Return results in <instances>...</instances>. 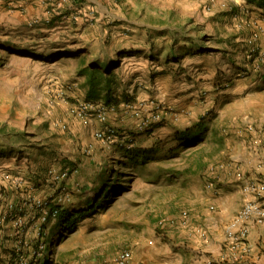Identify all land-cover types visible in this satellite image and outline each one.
Wrapping results in <instances>:
<instances>
[{
	"label": "rangeland",
	"instance_id": "1",
	"mask_svg": "<svg viewBox=\"0 0 264 264\" xmlns=\"http://www.w3.org/2000/svg\"><path fill=\"white\" fill-rule=\"evenodd\" d=\"M42 7L0 26V150L16 155L13 166L25 174L0 184V264H113L124 249L130 264H146L133 257L148 254L166 264L172 252L189 264L201 255L208 217L226 203L222 165L254 152L250 143L264 147V0H42ZM108 11L124 17L117 33ZM103 60L109 73L91 68ZM126 76L137 79L133 88ZM83 101L103 104L107 121L77 115ZM105 127L114 135L102 141L96 133ZM175 175L189 176L192 188ZM205 191L214 196L198 216L192 201ZM249 200L262 202H241L222 226L219 263L205 253L209 264H228L226 226ZM49 206L65 220H43ZM248 238L242 253L253 247Z\"/></svg>",
	"mask_w": 264,
	"mask_h": 264
},
{
	"label": "crops",
	"instance_id": "2",
	"mask_svg": "<svg viewBox=\"0 0 264 264\" xmlns=\"http://www.w3.org/2000/svg\"><path fill=\"white\" fill-rule=\"evenodd\" d=\"M15 1V2H13ZM0 3H3V5H0V26H6L12 28L10 24H18L19 22H23V18L28 15L31 11L35 14H42L44 9L42 7V0H0ZM5 4H12L15 6L21 7L19 10H10ZM98 8H106L101 3H96ZM40 9V10H39ZM103 9V10H104ZM22 11H26L25 15L22 14ZM31 12V13H32ZM108 14L110 16H114L116 19V23H114V32H119L120 26L123 27V25H120L124 23L121 21L124 17L118 15L115 12L108 11ZM108 15V16H109ZM118 17V18H117ZM111 18V17H110ZM120 23V24H119ZM119 26H118V25ZM122 29V28H121ZM131 53V54H130ZM129 54L124 52L123 55H134L130 52ZM123 63V62H122ZM130 64L132 62H129ZM133 65V63H132ZM130 66L129 71L133 69L135 66ZM127 67V66H126ZM127 82L129 84V87H134L137 83V79H133V77H128ZM83 80H79L81 83ZM10 80L9 78H4L5 83V89L9 87ZM139 97L144 96V94L138 95ZM257 145L249 144L250 149H254L250 152H245V155H233L232 159L235 160V162H228L225 165H222V170H220V176L218 181L223 188H220L222 191L219 195L222 199V196H225L224 199H222V202H226L225 205L223 204L221 211L214 215L209 216V222L207 223L208 236L206 240H202L206 242V244H203L201 241L198 244L199 250L198 252L201 254L200 256L197 255L196 259H192L189 264H209V257L205 255L206 252L212 251V254L210 253V257L215 259L216 263H219L218 256L220 254L219 248L223 244V241L225 240V235L223 232V227L225 223H227L233 214L236 213V210L239 206L242 205V203L249 198V196L253 199L261 200L264 204V194L259 196H252L247 195L243 191V187L249 182V181H264V147H259ZM16 148L8 149L9 151H13ZM14 152V151H13ZM0 184L7 186L10 182V179L12 178V175H19L21 177H25V174L23 171H17L15 170L16 167L13 166V164H18L16 162L17 156L14 155L13 157H8V154H6L4 151L0 150ZM16 153V152H15ZM5 156V157H4ZM15 161V162H14ZM239 161L241 163H239ZM249 161V164L247 163ZM243 173V178L237 179L236 172ZM173 181H178V185L182 187V182H185L183 186L185 188L191 189L192 184H189L191 182V178L187 176L185 179L180 178L178 176H174L172 179ZM190 185V186H189ZM197 185H195L196 187ZM201 187V186H200ZM6 192V190L4 191ZM226 192V193H224ZM224 193V194H223ZM214 196L211 193H206V191L203 193H197L195 195L192 202L195 203V209H196V215L204 216L206 213V209H204V204L206 201L209 200ZM219 198V197H218ZM226 198V201H225ZM219 200V199H218ZM3 201H9L8 196L5 195L3 197ZM242 202V203H241ZM207 219V218H206ZM219 225L221 227H219ZM249 241L252 244V249L249 252L242 253L240 252L238 254V259L234 261L228 262V264H264V226L252 224L249 231ZM208 246H214V248H209ZM172 256L170 257H164V262L166 264H178L179 260L177 258L178 253L172 252ZM169 254V253H168ZM171 255V254H169ZM168 255V256H169ZM144 259L146 264H156V261H153V258L150 254L144 255L143 258H140L136 255L133 257V262L136 260ZM132 263V262H131ZM225 264V263H224Z\"/></svg>",
	"mask_w": 264,
	"mask_h": 264
},
{
	"label": "built area",
	"instance_id": "3",
	"mask_svg": "<svg viewBox=\"0 0 264 264\" xmlns=\"http://www.w3.org/2000/svg\"><path fill=\"white\" fill-rule=\"evenodd\" d=\"M73 111L83 118H92L95 117L100 122L105 123L107 121V108L98 102L93 101H83L78 103L77 106L73 108ZM159 115L154 116L153 118H158ZM150 122L149 119L143 122V125H147ZM114 130L110 127H105L101 130H98L96 136L102 141L109 140L113 137ZM67 175V172H63L60 175L56 176L57 178L64 177ZM241 176V173L238 174ZM246 192L255 194L257 196L264 194V182H255L249 181L245 187ZM48 210L45 212V215H42V219L46 220L47 217L58 218V211L60 208L54 206H49ZM40 219V215H39ZM256 223L264 226V204L260 201L249 200L242 206V208L237 212V214L232 218V220L226 226V246L229 251V258L223 256L225 262H232L238 259V254L242 251H247L250 249L247 237L249 233V224ZM131 251L124 249L115 256L113 264H130L131 261ZM99 264V263H93ZM230 264V263H229Z\"/></svg>",
	"mask_w": 264,
	"mask_h": 264
},
{
	"label": "trees",
	"instance_id": "4",
	"mask_svg": "<svg viewBox=\"0 0 264 264\" xmlns=\"http://www.w3.org/2000/svg\"><path fill=\"white\" fill-rule=\"evenodd\" d=\"M102 63L104 64V66H102ZM102 63L91 64L90 66L95 71H101L104 73H109L112 68H111L108 60H103ZM91 81H92V79L90 80V82ZM52 207H54V206H52ZM58 218H60V220H65V212L61 211V209L58 211Z\"/></svg>",
	"mask_w": 264,
	"mask_h": 264
}]
</instances>
